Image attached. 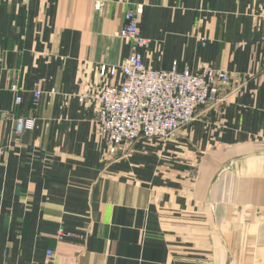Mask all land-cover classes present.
I'll return each instance as SVG.
<instances>
[{
    "label": "crops",
    "instance_id": "obj_1",
    "mask_svg": "<svg viewBox=\"0 0 264 264\" xmlns=\"http://www.w3.org/2000/svg\"><path fill=\"white\" fill-rule=\"evenodd\" d=\"M139 5L147 68L231 82L185 128L108 164L95 97L122 76L99 68L132 54L119 32ZM263 5L0 0V264H264ZM21 119L34 129L18 135Z\"/></svg>",
    "mask_w": 264,
    "mask_h": 264
},
{
    "label": "built area",
    "instance_id": "obj_2",
    "mask_svg": "<svg viewBox=\"0 0 264 264\" xmlns=\"http://www.w3.org/2000/svg\"><path fill=\"white\" fill-rule=\"evenodd\" d=\"M100 10L101 5H96ZM143 7L125 15V26L119 36L133 45L132 54L119 68L102 65L99 77L106 82L113 80L119 72V84L108 83L95 97L98 104L96 123L106 141V162L114 163L119 159V150L139 140L166 139L192 123L200 110L217 105L221 93L229 86L231 75L224 70L207 68L200 73L180 69L174 63L170 70L147 68L143 61V50L149 40L141 34L140 19ZM264 20V5L260 13ZM11 90L16 94L15 102L21 104L17 84ZM41 92H35L38 102ZM85 103L87 96H79ZM34 119H21L17 122L16 133L24 134L33 130ZM3 152V151H2ZM53 259L54 254L48 253Z\"/></svg>",
    "mask_w": 264,
    "mask_h": 264
}]
</instances>
